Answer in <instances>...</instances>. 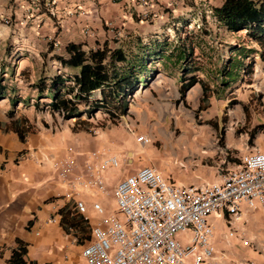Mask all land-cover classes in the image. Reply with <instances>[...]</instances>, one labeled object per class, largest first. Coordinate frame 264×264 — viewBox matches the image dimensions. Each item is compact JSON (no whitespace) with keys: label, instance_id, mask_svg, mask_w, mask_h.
Here are the masks:
<instances>
[{"label":"crops","instance_id":"0c3cea01","mask_svg":"<svg viewBox=\"0 0 264 264\" xmlns=\"http://www.w3.org/2000/svg\"><path fill=\"white\" fill-rule=\"evenodd\" d=\"M30 1L21 2V19L17 27L28 37L31 54L37 51L45 61L51 59L55 51L65 57V47L70 43L80 44L85 51L101 48L103 43L109 42L110 30L105 28L108 22L124 25L132 7L138 14L141 10L139 7L138 11L136 9L141 0H41L42 4ZM223 1L212 6L218 7ZM50 11L56 16L45 14ZM45 36L47 41L56 40L58 49L48 45L44 51L39 50L40 44H45ZM9 54L13 52L10 50ZM259 62L260 71L256 72L253 80L256 84L247 87L250 92L263 95L260 99L262 104L248 124L250 129L261 125L256 128L250 144L264 150V62ZM43 72L42 77L50 78L62 73L71 76L78 70L59 67L55 73ZM6 89L8 94L0 99V264H8L13 251L20 246L25 250V264H86L81 251L91 238L90 226L101 218L92 209V204L98 203L107 212L112 211V191L120 180L144 166H152L159 172L161 167L149 157L137 160L133 151L126 148L133 156L128 165H136L128 166L126 171L105 170L102 181L107 195L83 194L81 197L87 202V214L79 215L75 199L66 197L67 184L59 177L58 171L49 164L42 167L39 159L62 160L68 155L67 148L72 147L73 174L85 177L88 155L97 150L115 155L124 149L120 141L115 142L107 134L92 137L85 130H80V125L72 119L64 120L47 108L41 109L38 103L41 100L29 102V99L19 98L13 105L12 99L16 95L11 94V88ZM125 125L128 127V123ZM33 151L36 152L34 158H28ZM191 174L188 179H176L165 173L163 176L184 186L217 179L216 173L206 176L203 166H197ZM73 178V175L67 177L68 180ZM212 221L215 228H219V233L214 231L212 242L222 254L218 255L216 264H264V213L261 210H247L242 206L240 227L244 231L243 238L234 239L229 244H225L222 238L225 233L222 220Z\"/></svg>","mask_w":264,"mask_h":264},{"label":"rangeland","instance_id":"374dc122","mask_svg":"<svg viewBox=\"0 0 264 264\" xmlns=\"http://www.w3.org/2000/svg\"><path fill=\"white\" fill-rule=\"evenodd\" d=\"M23 1L30 0H0V82L11 88L9 90L12 95L29 99L30 102L38 100L32 84L37 82L38 77H42L44 70L48 74L55 73L60 66L53 63L52 59L45 61L37 51L31 54L32 46L28 37L17 27ZM219 1L141 0L136 5V9H141L139 14L132 7L128 16L126 15L124 25L108 22L105 26L110 30L107 43L110 48L119 47L134 56L137 44L150 45L153 41H159L164 43L166 52L161 60L145 64L147 76L142 78L145 82L128 99V117L121 115L120 119L114 120L102 111L92 116L86 111L79 120L85 124L74 122L80 125V130H85L92 137L107 134L115 142L120 141L124 149L117 153L124 154L126 163H122L118 170L126 171L128 166L131 168L136 165H128L133 157L125 150L129 148L137 160L142 157L154 159L157 166L161 167V172L167 176L188 179L197 166H203L206 176H213L217 161L213 151L214 140H218L221 146L227 147L237 156L243 149V142L251 145L256 128L250 129L248 122L260 110L263 95L250 92L246 82L237 81L226 89L220 88L216 83L220 81L221 73L226 68V61L234 55L228 47L238 45L249 49L256 45L247 40L244 32L228 33L216 24L213 15L211 17L204 13ZM144 2L146 5H143ZM40 3L42 4L41 0ZM50 12L45 14L56 16L55 12H51L53 15ZM30 14L31 12L28 16ZM6 21L8 25L5 24ZM184 24L186 33L181 31ZM54 25L57 26L56 23ZM186 35L192 40L187 41ZM43 43L45 44H40L39 50L44 51L48 45L57 49L54 48L53 39L47 41L45 36ZM10 50L12 55L9 54ZM181 50L191 51L189 64L199 67L197 77L207 83L210 89H216L210 95L208 108L198 114L196 110L201 95L199 85L186 93L184 102L179 98L180 75L183 73L181 70L188 62L184 63L173 55ZM57 53L55 51L53 55ZM254 61L252 83L255 86L256 82L253 80L256 79V72L260 71V62L258 57ZM245 62L248 63L249 60ZM246 79L247 76H244L243 81ZM72 87L74 91L77 90ZM92 130H97L98 134L94 135ZM139 136L148 138L149 143L137 142L136 138ZM202 149L208 151L206 157L200 155ZM176 161L184 163L183 169L175 165ZM215 231L219 233V228L216 227ZM176 238L186 240L182 234H177Z\"/></svg>","mask_w":264,"mask_h":264},{"label":"built area","instance_id":"2783aa9c","mask_svg":"<svg viewBox=\"0 0 264 264\" xmlns=\"http://www.w3.org/2000/svg\"><path fill=\"white\" fill-rule=\"evenodd\" d=\"M34 2L37 4L39 0ZM204 13L212 17V8ZM53 45L58 49L56 40ZM92 133L97 135L98 131ZM136 140L142 144L150 141L142 136ZM213 151L217 158L214 181L184 186L165 178L156 168L144 166L114 187L112 211L93 203L92 209L101 218L90 226L91 238L81 251L86 264H216L222 254L212 242L215 231L212 219L222 220L225 227L222 238L229 244L243 238L242 206L264 213V150L245 141L237 156L214 140ZM73 152L68 147L66 158L42 157L38 163L42 167L49 164L58 171L67 184L66 197L74 198L77 213L85 216L87 202L81 196L107 195L102 174L107 169H119L126 160L120 152L108 155L104 150L93 151L88 155L84 177L73 174ZM207 152L202 149L200 155L206 157ZM35 153L28 158L33 159ZM175 165L184 167L181 161ZM71 175L74 178L68 180ZM84 220L88 222V218ZM177 234L186 240L177 239Z\"/></svg>","mask_w":264,"mask_h":264},{"label":"trees","instance_id":"16d2710c","mask_svg":"<svg viewBox=\"0 0 264 264\" xmlns=\"http://www.w3.org/2000/svg\"><path fill=\"white\" fill-rule=\"evenodd\" d=\"M212 12L216 24L221 29L232 34L244 32L247 40L256 45L249 49L238 45L228 47L234 55L226 61V68L216 84L222 89L237 81L252 84L255 57L264 62V0H224L220 6L212 7ZM183 26L185 24L182 25V33L185 32ZM186 40L192 39L186 35ZM163 46L164 43L159 41H153L150 45L139 43L136 45L137 53L132 56L122 48H110L106 42L101 48L88 51L83 50L80 44H68L65 47V57L53 55L51 59L62 69L78 70V73L71 76L62 73L50 78L41 77L33 83L32 88L42 103L40 108L59 113L64 120L74 118L75 122L81 124H85L79 120L86 111L89 116L102 111L111 119H120L121 115H127L129 97L145 82L142 79L147 76L145 64L161 60L163 53H166ZM190 53L191 51L181 50L173 56L182 59L184 63L188 62L187 66L184 64L181 70L183 73L180 75L178 92L181 102H184L186 93L196 84L201 87L199 106L196 110L198 114L208 108L210 95L214 94L216 89H210L207 83L197 77L196 72L200 69L189 64ZM247 59L248 63L245 62ZM244 76H247L245 81ZM72 86L77 90L74 91ZM6 88L7 86L0 82V99L8 94ZM68 96H71V99ZM18 100L20 99L15 96L12 104ZM259 127L261 125L256 128ZM219 141L222 142V139ZM24 255L25 250L20 246L13 251L8 264H25Z\"/></svg>","mask_w":264,"mask_h":264}]
</instances>
